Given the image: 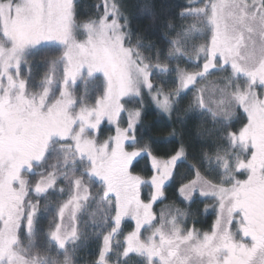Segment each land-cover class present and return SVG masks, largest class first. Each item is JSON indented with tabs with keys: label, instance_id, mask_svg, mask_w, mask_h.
<instances>
[{
	"label": "snow or ice",
	"instance_id": "obj_1",
	"mask_svg": "<svg viewBox=\"0 0 264 264\" xmlns=\"http://www.w3.org/2000/svg\"><path fill=\"white\" fill-rule=\"evenodd\" d=\"M0 264H264V0H0Z\"/></svg>",
	"mask_w": 264,
	"mask_h": 264
},
{
	"label": "trees",
	"instance_id": "obj_2",
	"mask_svg": "<svg viewBox=\"0 0 264 264\" xmlns=\"http://www.w3.org/2000/svg\"><path fill=\"white\" fill-rule=\"evenodd\" d=\"M84 4H89L91 0H82ZM130 2H136V0H130ZM152 2L156 5V10L157 11H167V6L177 2V0H152ZM141 21V24L146 26L148 21L147 18H139ZM161 150H166L167 145L161 144L160 145ZM201 209L203 208V205L199 206ZM205 219L208 220V223H211V217H206Z\"/></svg>",
	"mask_w": 264,
	"mask_h": 264
},
{
	"label": "rangeland",
	"instance_id": "obj_3",
	"mask_svg": "<svg viewBox=\"0 0 264 264\" xmlns=\"http://www.w3.org/2000/svg\"><path fill=\"white\" fill-rule=\"evenodd\" d=\"M144 166H145V161L141 160L140 164H139V167L143 168ZM157 210H159V208Z\"/></svg>",
	"mask_w": 264,
	"mask_h": 264
}]
</instances>
